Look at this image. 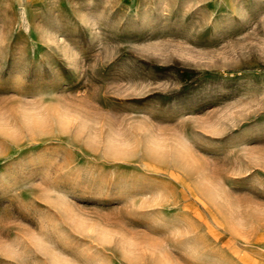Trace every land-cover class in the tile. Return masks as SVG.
Listing matches in <instances>:
<instances>
[{"label":"rangeland","instance_id":"374dc122","mask_svg":"<svg viewBox=\"0 0 264 264\" xmlns=\"http://www.w3.org/2000/svg\"><path fill=\"white\" fill-rule=\"evenodd\" d=\"M0 264H264V0H0Z\"/></svg>","mask_w":264,"mask_h":264}]
</instances>
